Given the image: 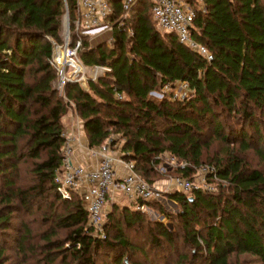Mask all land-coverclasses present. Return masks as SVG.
I'll use <instances>...</instances> for the list:
<instances>
[{
    "label": "trees",
    "instance_id": "16d2710c",
    "mask_svg": "<svg viewBox=\"0 0 264 264\" xmlns=\"http://www.w3.org/2000/svg\"><path fill=\"white\" fill-rule=\"evenodd\" d=\"M138 1L129 26L116 25L112 43L93 46L74 28L76 0H0V264L11 259L7 239L18 264H161L170 257L177 264H246L234 260L239 255L264 264V169L245 158L254 149L264 164V0H202L192 32L211 60L175 33H161L153 1ZM114 6L116 20L121 6ZM67 11L71 44L82 39L80 59L110 70L86 88L67 83L61 95L50 37L62 42ZM182 80L190 97L152 94ZM71 108L90 147L121 134L125 158L151 183L162 155L188 161L178 171L192 176L207 162L210 141L219 139L224 152L209 159L216 190L171 191L167 198L178 212L156 201L151 207L167 223L150 221L133 203L112 202L100 237L88 226L79 192L64 198L55 181ZM25 164L30 180L19 184ZM41 199L47 200L45 230L34 245L32 229L15 222L14 213L42 210ZM132 232L146 233L145 243L135 242Z\"/></svg>",
    "mask_w": 264,
    "mask_h": 264
},
{
    "label": "built area",
    "instance_id": "2783aa9c",
    "mask_svg": "<svg viewBox=\"0 0 264 264\" xmlns=\"http://www.w3.org/2000/svg\"><path fill=\"white\" fill-rule=\"evenodd\" d=\"M153 1L152 12L157 21L161 33H175L180 43L188 46L195 52L204 55L208 60L212 59V53L205 45L195 39L192 27L196 17V8L190 1L185 0H151ZM78 3L74 28L81 35L97 37L100 33L111 31L116 25L127 27L132 19V9L138 0H76ZM121 6L120 16L114 20L115 3ZM205 9L204 4H201ZM129 28V27H128ZM130 32L132 31L129 28ZM53 56L51 63L58 70L56 81L57 88L63 92L67 83H79L84 87L88 81H98L106 76L109 67L104 65H88L84 63L78 54L82 46V39H78L72 45L70 38L65 44H60L53 37ZM114 40V34L111 42ZM104 42V41H103ZM101 44V43H100ZM93 45V44H92ZM167 93L173 99L190 97L191 90L188 81H178L174 84H166L161 92L153 91L154 96L163 98ZM118 97L121 95L118 93ZM65 142L63 144L62 168L57 171L55 181L62 197L70 199L73 190H77L83 197L84 204L89 212L88 226L100 237L106 236L105 224L108 212L106 205L108 201L116 200L119 195L126 196L136 210L145 211L150 203L167 198L171 191L191 193L192 191L213 192L217 188L215 166L201 165L197 168L198 173L192 176L180 172L165 184L149 182L143 178L135 169V162L125 158L123 151L118 154L108 139L103 145L90 147L81 144V135L74 131H64ZM86 149L89 156L96 164H83L76 158V149ZM174 161L176 157L170 155ZM188 161L180 162L179 169H185Z\"/></svg>",
    "mask_w": 264,
    "mask_h": 264
},
{
    "label": "rangeland",
    "instance_id": "374dc122",
    "mask_svg": "<svg viewBox=\"0 0 264 264\" xmlns=\"http://www.w3.org/2000/svg\"><path fill=\"white\" fill-rule=\"evenodd\" d=\"M185 1H189V0H185ZM195 2L196 3L191 2L192 5L195 6V8H196V6L198 7V6H201V4H203L202 0H196ZM68 13H69V11H67V13L63 17L64 22H63V28H62V32H61L62 42H59L60 44H65V42L69 38H70V42H71V36H70L71 35V19L68 16L69 22L66 20V15H68ZM112 36H113V34L111 31L100 33V35H98L97 37H95V36L92 37V39H93L92 44H93V46H96L103 41L110 43ZM86 87H88V85ZM60 94L64 95L65 90L63 92L60 91ZM156 97H158V96H156ZM71 103L74 104L73 102H71ZM72 126L75 127L74 128L75 131L80 130L78 132L82 136H85V132H83L82 119L71 108L65 117V127H66L65 131L70 132L72 130V128H71ZM110 139H112V144L115 145V147H114L115 151L118 154H120V152L123 151V149L121 147V145L123 143V138H122L121 134L119 135V134L114 133ZM209 144L210 145L207 147V149H205V154H204V156L206 157L205 160L207 162L203 163V165H212L211 163H209L210 162L209 159L214 158L217 155L221 156V154L224 152V149H225L224 148L225 144L223 142H221L219 139L210 141ZM233 146L237 147L238 145L235 144ZM169 156H170V154H166V155L161 156V163L156 166V170L158 171L157 172L158 174H156L154 176L155 179L153 182H157L159 184H161V183L165 184L170 179H172L174 176H177L180 174L178 171L179 170L178 166L180 165V162L185 163V161H180L177 158H176V160L172 161L169 158ZM245 158L251 162V165L253 167H258L260 169H264V164L262 163L260 158H258L254 149H250L248 152H246ZM22 167L24 169L20 170L21 173L19 175L20 176L19 177V181H20L19 184L21 182H28L30 180L29 168H28L27 164L23 165ZM197 173H198V170L196 169V171L193 174H197ZM41 200L42 201H39L38 203H39V205H41L43 207L42 210L34 208L33 212H31V213L29 212V214L26 213L25 211L14 213L15 222L18 223L19 221H23L28 226H30V228L32 229V232H33L32 243L34 245L41 243V240L39 239V237L37 235H39V233L42 230H45V229H43L44 223L42 221H44V220H43L42 213H43V209H45V205L47 203V200H43V199H41ZM115 201L120 203V204L131 203L126 196L119 195L116 197V200L113 201L110 199L108 201V203L106 205V211L108 213L110 212L109 210L111 209L112 202H115ZM38 203H37V205H38ZM154 203H150L148 205L147 209L145 210L150 221L159 220V221H162L164 223H167L168 219L164 216V214L161 213L159 210H157V208L151 207L154 205ZM160 203L163 204L164 207L166 209H168L169 211L172 210L173 212H178L176 203L173 202L171 199L163 198L160 201ZM58 211H61V209L59 208ZM107 216H108V214H107ZM106 219H107V217H106ZM45 225L47 226L46 223H45ZM130 235L135 242L145 243V238H143V237L146 236V233H141V235H140V233H138V232H135V233L132 232V233H130ZM59 236L62 238L65 237V232L60 231ZM6 241H7V245L9 244L11 246V240L7 239ZM10 246L8 247V249H9L8 255L11 256V259H10V262H7V264H18L19 259L17 258L16 254H15L16 250L13 249V245L11 247ZM67 246L70 247L71 245L67 244ZM179 250H181V252H183V253L186 251L185 248L182 247V245H180ZM170 258H171L170 260L168 259L167 261H163V263H161V264H177L175 258H173V257H170ZM237 259L241 262H245L246 264H250L251 262L255 261L254 257L248 256V255H239L238 257L236 256V258H234V260H237ZM99 261H100V263H102L103 260L99 259ZM31 262H28V264H32Z\"/></svg>",
    "mask_w": 264,
    "mask_h": 264
},
{
    "label": "crops",
    "instance_id": "0c3cea01",
    "mask_svg": "<svg viewBox=\"0 0 264 264\" xmlns=\"http://www.w3.org/2000/svg\"><path fill=\"white\" fill-rule=\"evenodd\" d=\"M75 126V125H74ZM74 126H72L71 128H72V130L73 131H75V127ZM82 126H83V122H82ZM78 131H80V130H78ZM78 131H75L76 133H79ZM80 134V133H79ZM81 135V134H80ZM81 144L83 145H87L88 143H87V139H86V136H82L81 135ZM76 158L78 159V161H80L81 163H83V164H96L95 163V160H93L90 156H89V154L87 153V151H86V149H84V148H80V146H78L77 147V149H76Z\"/></svg>",
    "mask_w": 264,
    "mask_h": 264
},
{
    "label": "water",
    "instance_id": "95a60500",
    "mask_svg": "<svg viewBox=\"0 0 264 264\" xmlns=\"http://www.w3.org/2000/svg\"><path fill=\"white\" fill-rule=\"evenodd\" d=\"M68 16H69V13H68V15H66V20L69 22V18H68ZM192 198V197H191Z\"/></svg>",
    "mask_w": 264,
    "mask_h": 264
}]
</instances>
